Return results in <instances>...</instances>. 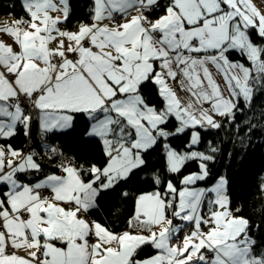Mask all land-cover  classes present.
Segmentation results:
<instances>
[{"label":"snow or ice","instance_id":"snow-or-ice-1","mask_svg":"<svg viewBox=\"0 0 264 264\" xmlns=\"http://www.w3.org/2000/svg\"><path fill=\"white\" fill-rule=\"evenodd\" d=\"M21 7L0 24L11 38H0V264H264L227 177L206 183L221 149L204 139L264 135V13L253 0H90L75 25L73 0ZM81 119L99 161L45 145L59 160L46 173L12 144L34 124L47 139ZM112 194L133 204L120 230L92 217Z\"/></svg>","mask_w":264,"mask_h":264},{"label":"trees","instance_id":"trees-1","mask_svg":"<svg viewBox=\"0 0 264 264\" xmlns=\"http://www.w3.org/2000/svg\"><path fill=\"white\" fill-rule=\"evenodd\" d=\"M73 10L76 13L73 24L88 22V9L90 0H73ZM9 13H12L10 16ZM25 15L21 7V0H0V17L19 19ZM70 30H74L70 27ZM264 97H257V102ZM87 129V124L80 120L71 134L50 135L43 139L37 124L33 125L30 138H25L20 133L12 140L13 146L25 150L26 142L29 150L36 153V158L43 164L46 173L56 172L55 165L59 160H50L46 156L45 145H56L64 156L74 157L77 162L99 161L102 159L99 145L93 140H87L82 134ZM207 141L212 140L220 147L216 161L209 167L212 176L208 180L214 183L216 176L227 177L230 207L235 212L249 220L251 234L258 244L264 245V191L261 185L264 183V135L254 133L251 143L247 139L241 143L235 132L220 130L206 134ZM230 154V155H229ZM196 164L189 166V171H195ZM59 174V173H57ZM207 181V182H208ZM135 191L142 187V182L136 180L127 186ZM120 191L119 189L117 190ZM133 208L131 200H122L118 195L105 196L101 200L100 208L94 211L93 218L99 217L101 221H107L120 230L126 224ZM258 228V230H257Z\"/></svg>","mask_w":264,"mask_h":264},{"label":"crops","instance_id":"crops-1","mask_svg":"<svg viewBox=\"0 0 264 264\" xmlns=\"http://www.w3.org/2000/svg\"><path fill=\"white\" fill-rule=\"evenodd\" d=\"M11 20H15V19H14V18H1V17H0V24H3V23H5V22H7V21H11ZM0 38L6 40V41H8V42H11V38H10V37H7V36H0ZM37 127H38V129H39L38 124H37ZM207 137H208L207 135L204 136L205 142H206V140H207ZM195 167H196L195 170H197V166H195ZM206 183H207V182H206ZM207 184H210V182L208 181Z\"/></svg>","mask_w":264,"mask_h":264},{"label":"rangeland","instance_id":"rangeland-1","mask_svg":"<svg viewBox=\"0 0 264 264\" xmlns=\"http://www.w3.org/2000/svg\"><path fill=\"white\" fill-rule=\"evenodd\" d=\"M253 3L259 8V10L264 13V2L262 0H253ZM218 177V176H216ZM215 181V180H214ZM208 183V182H207Z\"/></svg>","mask_w":264,"mask_h":264},{"label":"built area","instance_id":"built-area-1","mask_svg":"<svg viewBox=\"0 0 264 264\" xmlns=\"http://www.w3.org/2000/svg\"><path fill=\"white\" fill-rule=\"evenodd\" d=\"M29 146H30V144H29V142H28V144H27V147L25 148V150H24V151H29ZM46 156H47V157H49V154H48V152H46Z\"/></svg>","mask_w":264,"mask_h":264},{"label":"bare ground","instance_id":"bare-ground-1","mask_svg":"<svg viewBox=\"0 0 264 264\" xmlns=\"http://www.w3.org/2000/svg\"><path fill=\"white\" fill-rule=\"evenodd\" d=\"M27 144H28V141L26 142V145H25V147H27Z\"/></svg>","mask_w":264,"mask_h":264}]
</instances>
